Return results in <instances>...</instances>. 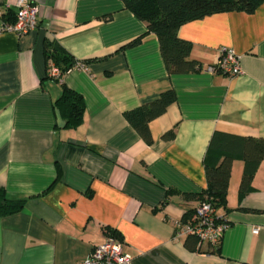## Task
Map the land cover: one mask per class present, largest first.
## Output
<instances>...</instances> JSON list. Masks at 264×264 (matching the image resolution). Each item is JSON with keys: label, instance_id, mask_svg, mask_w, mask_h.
Returning <instances> with one entry per match:
<instances>
[{"label": "crops", "instance_id": "crops-1", "mask_svg": "<svg viewBox=\"0 0 264 264\" xmlns=\"http://www.w3.org/2000/svg\"><path fill=\"white\" fill-rule=\"evenodd\" d=\"M16 1L0 0V187L25 204L0 217V264H77L108 236L132 264H264V157L241 199L244 163L233 160L218 247L179 232L207 187L213 134L264 138V2L181 25L201 69L169 74L156 35L122 0H28L39 14L25 34L5 29ZM52 43L84 68L50 77ZM221 47L240 56V75L207 71ZM63 84L85 102L76 128L54 108ZM170 89L147 143L124 113Z\"/></svg>", "mask_w": 264, "mask_h": 264}, {"label": "trees", "instance_id": "trees-1", "mask_svg": "<svg viewBox=\"0 0 264 264\" xmlns=\"http://www.w3.org/2000/svg\"><path fill=\"white\" fill-rule=\"evenodd\" d=\"M122 2L134 15L146 22L148 31L156 35L168 73L187 74L200 70L201 65L199 61L190 57L192 43L178 37L177 32L181 25L214 13L227 11L251 13L264 0H122ZM15 15L14 10L8 9L4 17L13 18L14 22ZM138 42L140 38L129 44ZM50 46V50L45 51L47 61L51 59L62 75L73 67L76 61L60 45L52 43ZM175 100V92L170 89L162 92L157 99L126 111L124 116L136 132L150 143L152 137L149 122L162 114ZM54 108L64 120L65 128H76L83 121L85 102L82 95L64 84L60 96L54 102ZM173 135L172 130L166 132L163 137L171 138ZM263 157V137H241L215 132L204 156L207 187L195 196H198L199 202L209 200L215 209L225 206L232 162L239 158L244 163L238 190V197L241 199L250 190L252 176ZM24 204V199L10 198L5 189L0 187V217L19 212ZM189 214L190 212H187L182 221Z\"/></svg>", "mask_w": 264, "mask_h": 264}, {"label": "built area", "instance_id": "built-area-1", "mask_svg": "<svg viewBox=\"0 0 264 264\" xmlns=\"http://www.w3.org/2000/svg\"><path fill=\"white\" fill-rule=\"evenodd\" d=\"M9 8V5H7ZM39 7L28 0L16 1L15 21L5 25V29L25 34L33 30L37 25ZM74 67L84 68L81 61H76ZM210 73L220 72L234 77L242 73L240 56L231 48L221 47L214 64L207 67ZM47 74L50 77L59 78L60 70L52 62H48ZM228 223L224 217L218 216L216 209L209 200H202L182 221L179 227L180 234L194 236L198 243H207L218 247L224 235ZM254 233L258 230L254 229ZM133 255L125 250L124 243L113 236L92 247L88 255L77 264H132Z\"/></svg>", "mask_w": 264, "mask_h": 264}]
</instances>
